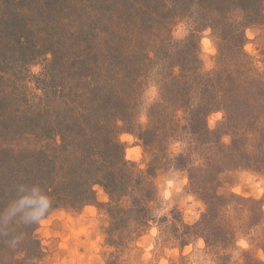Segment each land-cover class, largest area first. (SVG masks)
I'll use <instances>...</instances> for the list:
<instances>
[{
  "label": "rangeland",
  "instance_id": "374dc122",
  "mask_svg": "<svg viewBox=\"0 0 264 264\" xmlns=\"http://www.w3.org/2000/svg\"><path fill=\"white\" fill-rule=\"evenodd\" d=\"M65 1L71 2L57 0L55 5L60 7ZM169 3L168 11L174 5L171 1H131L120 17L117 27L122 25L116 30L115 39H120V31L126 37L120 47L124 50V72L131 75L119 73L115 66L117 60L106 55L107 50L92 49L91 42L72 39L67 33L71 25L60 28L63 15L71 17L72 12L54 10L50 22L38 24L36 28L32 25L35 31L30 34V41L27 38L25 42L27 50H22L20 43L14 44V36L0 45V206L16 195V185L22 181L40 183L52 194L53 200H59L60 193L76 198L80 186L75 188V183L82 182L81 176L95 175L90 168L99 165L98 160L105 155L99 153L102 145L87 131L99 120L102 108L114 109L113 114L107 112L108 118L124 114L126 119L120 122L121 126H130L129 131L124 129L119 134L125 147L124 156L135 173L145 179L135 191L128 189L127 196L121 198L117 197L127 189L112 197L105 187L95 184L94 201L88 204L77 203L69 197L60 203L54 201L46 222L39 226H18L0 220V230L7 233L0 235V264H160L162 259L168 264H192V258L198 254L210 256L214 264H239L246 261L244 250L264 261L260 255L264 251V213L261 212L264 211V165H260L255 153L239 155V143L231 144L233 137L228 132L230 125L224 123L223 110L208 116L209 128L219 130L218 136H213L212 131L205 138L220 137L230 149L237 146L235 155L221 165L212 166L203 159L204 171L197 167L191 171L194 153L186 150V143L194 134L183 128L189 85L184 79L186 68L201 64L202 71L208 70L217 76L229 61L220 58L221 40L211 28L199 27L200 38L196 43L191 42L190 46L186 42L198 25L182 14L184 6L179 11L183 16L161 21L160 14L167 12L164 9ZM17 8L28 14L37 12L28 11V4L24 3ZM237 10L234 21L244 15ZM171 13L165 15L173 16ZM36 23L30 20L27 24ZM223 27L222 24L220 28ZM224 30L229 32L231 28L227 26ZM245 33L244 50L253 57L264 79V18L245 26ZM196 48L199 51L193 58ZM180 73H185L183 78H179ZM49 82L60 85L57 102L48 103V95L56 92L49 91L52 84ZM106 96L111 104L118 105L104 106ZM75 111L81 115L77 116ZM163 125L171 129L162 128L159 138L152 137L150 146H145L137 136L149 127ZM254 127L256 124L251 128ZM113 129L110 128L112 132ZM85 130L91 138L87 140L88 145L83 138ZM125 134L131 139H122ZM246 142L252 149L250 145L256 146L257 140L246 135ZM83 148L89 149L85 155ZM127 149L132 151L128 153ZM209 153L213 154L212 150ZM218 153L224 160L226 149L220 147ZM180 154L188 156L189 169L179 167L176 157ZM84 160L83 168L89 170L77 171L75 161L79 164ZM35 163L39 168L34 170ZM36 170L43 172L36 173ZM192 176L203 182L204 191L194 185ZM236 188L239 191H233ZM165 193L169 194L167 199ZM209 194H219L225 200L207 216ZM189 195L195 200H188ZM138 197L146 201L145 211L135 213L132 202ZM165 203L173 207L165 215L156 217L155 210ZM198 203L204 211L198 220L186 223V210L198 211ZM221 226L235 231L228 242H223L226 240L220 236ZM14 237L19 239L13 247ZM241 242L248 246L244 247Z\"/></svg>",
  "mask_w": 264,
  "mask_h": 264
},
{
  "label": "trees",
  "instance_id": "16d2710c",
  "mask_svg": "<svg viewBox=\"0 0 264 264\" xmlns=\"http://www.w3.org/2000/svg\"><path fill=\"white\" fill-rule=\"evenodd\" d=\"M131 1L138 2V0H71L70 3L65 1L61 3L60 7H58L55 5L57 0H0V45L3 46L7 39L11 40L14 36V44L20 43L22 50H27L26 46L28 45L25 43L27 38L28 41H30V34L35 31L38 24L42 25L45 24L46 21L50 22L49 20L53 18L52 12H54V10H61L62 13L63 11H67V13L72 12V14L69 15H71L73 22L71 21L70 16L63 15L64 21L60 28L70 27L71 25L72 28L70 27L67 33L72 36V39L78 38L89 41V43H92L89 44L92 49L103 48L107 50L106 55L117 60L115 66H118L119 73L120 71L124 72V64L122 60L124 50H121L122 48L120 45H124L126 37L122 36L121 31L119 32L120 39H115V35L116 30L122 25L120 24L117 27L121 22L120 17H123L124 11L128 8ZM162 1L159 0L161 3ZM169 1L174 3L173 8L169 11L166 10L168 7H171V3L166 7L164 6V11L167 12L163 14L159 13L160 16H162L161 21L166 22L169 21L168 19H176L178 15H180L179 11L181 7L184 6L185 10L183 9L184 11L182 14H187L188 17L192 18L196 25H198L191 30L186 42H190V46L191 42L196 43V40L200 38V34L198 33L199 27L211 28L216 33V37L221 40L219 43L220 58H226L229 61L226 63L227 66L224 70L217 76L212 75L208 70V72L202 71L201 69L203 68L201 64L199 65L195 63L196 65L194 64L190 67L191 69H189V66L186 68L187 77H184V79L189 82V85H187L186 88V92H188L186 94L188 99L186 104L187 116H185L186 123L183 128L188 129L191 134H194L193 138L186 143V150L194 153L191 171L196 167L199 170L204 171L203 159H206V161L212 166L216 164L221 165L225 160H228L231 157L233 158L237 146L241 149L239 155L246 156L255 153L260 159V161L258 160L260 165L263 166L264 79L259 74L260 68L257 67L254 61H252L253 57L244 50V45L247 41L245 26L258 22L259 19L264 18V0H165V2ZM21 3H24V5L28 4V11L36 10L37 12L28 14V12L22 11V9L20 11L17 6H20ZM237 8L242 11L244 15L240 20L238 19L239 21H234L233 19L237 20L235 14L238 12ZM170 11L173 12L171 13L173 16L165 15ZM255 18L259 19L257 20ZM30 20H34L37 23L30 25L27 24ZM222 24L224 26L223 29L220 28ZM32 25H34L35 28H33ZM227 26H229L231 30L229 32H224V28ZM46 29L48 30L50 28L46 27ZM55 30H57L56 27ZM130 36L134 37V35ZM226 44L228 45L225 47ZM130 46L126 49L127 51ZM114 48L116 49L114 50ZM197 49L198 48L193 50V58L196 57ZM231 55L234 59L228 57ZM157 58L160 59L159 56H157ZM125 72H127L128 75L132 74L126 70ZM87 73L90 75V72ZM82 75H84V73ZM93 75H95V72H93ZM183 75H185V73H180L179 78H183ZM61 85L65 87L63 84ZM183 86L184 84H181V87ZM48 89L49 91L56 90L53 94L54 96L52 94L51 96L48 95V101H50L48 103H51V101H59L60 98L57 96V93L61 91L60 85L52 83ZM131 100L132 98H130V103ZM125 101L127 102L126 98ZM102 104H104V106L118 105L111 104L108 96L104 98ZM122 109H125V106ZM216 110H223L225 112L224 123H228L230 128L233 129V131H230V128H228V132H230L233 137L231 144L239 143V145L233 147V149L229 148L230 145L221 142L220 137L212 140L205 138V135L211 136L213 132V136H218L217 134L219 133V130H212L208 125L209 114ZM102 111L103 112L98 117L99 120H95V122L92 123L93 128L87 131L92 133V139L94 137V139L97 140L96 142L102 145V150L99 153L105 154V159L98 160L99 165L90 168L95 175H90L88 177L84 176L85 178L81 176L79 179L82 182L79 181L78 183H75V188H78V185L80 186L79 190L75 193L76 198H71L72 195L70 196L69 194L60 193L57 197L59 200H54L56 203H60L59 201H62L64 197H69V199H75L77 203L88 204L91 201H94L95 193L93 187L95 184H100L105 187L112 197L127 189L126 192L120 193L117 197L121 198L127 196L128 189H131L133 192L145 182L144 177L141 174L135 173L134 168L124 156L125 147L119 138V134L122 133L124 129L126 131H129L130 129V126H127L128 128H122L121 126L120 122L125 121L126 119L124 118V114H116L115 117L108 118L107 112H112L113 114L114 109L109 110L102 108ZM75 112H78L77 116L81 115L79 111ZM259 122L260 124H258ZM254 124H256V127L251 128ZM166 126L163 125L160 128L153 129L149 127L148 129L139 132L137 136L143 141L145 146H150L152 137L159 138V135L161 134L160 130ZM110 128H114L113 130L115 131L112 132ZM169 128L170 126H167L165 130L169 131L171 129ZM87 131L83 134V138L86 141L88 139L91 140ZM245 134L254 136L257 140L256 146L250 145L252 149L248 148ZM86 145H88V141L86 142ZM220 147L226 149L224 160L223 156L218 153ZM209 150H212L213 154H210ZM83 151L85 155L89 152V149L83 148ZM106 153L108 154L107 156ZM101 157H103V155ZM38 158L40 159V157ZM176 160L179 162V167H188L186 164L188 156L186 154L178 155ZM76 161L74 166L77 168V171L81 172L85 169L89 170V168H83L86 160L79 164ZM38 165V163H35L34 170L39 168ZM41 172L43 171L40 170V172H38L36 170V173ZM36 175L40 177L42 174ZM84 179H86V181H84ZM191 180L200 191H204L205 185L203 182L200 180L196 181L194 176H192ZM123 188L125 189L123 190ZM13 189L14 188H11V190ZM0 192H2V190H0ZM219 197V194H216L215 196L212 194V196L210 195L206 199L208 205H210V210L208 211L207 216H210L211 212L218 206L220 207L222 201L225 200L224 198ZM232 197L243 199L237 195H232ZM145 202L146 201L140 197L132 202L135 213L138 211H145ZM139 207L142 210H140ZM261 212L264 213L263 210H261ZM220 228V236L222 239L226 240L223 242H228V240L232 238V235L235 234L233 229L231 231L223 226ZM34 242L38 243L37 240ZM243 256H245L246 261L239 264H264V261L260 258L253 257L249 250H244Z\"/></svg>",
  "mask_w": 264,
  "mask_h": 264
},
{
  "label": "clouds",
  "instance_id": "9594fccd",
  "mask_svg": "<svg viewBox=\"0 0 264 264\" xmlns=\"http://www.w3.org/2000/svg\"><path fill=\"white\" fill-rule=\"evenodd\" d=\"M205 44L208 43L207 40L204 41ZM211 50V49H210ZM51 59V53H48ZM122 139H131L130 135L125 134ZM139 149H137L138 151ZM132 150L127 149L126 152L130 153ZM186 182V181H185ZM171 185V181H169ZM233 191H239L238 188L233 189ZM16 195L7 201L3 206H0V220L8 224H16L18 226H39L46 222L47 217L53 209V196L43 188L40 183L33 182L28 184L26 182H20L15 188ZM168 193H165V199L168 198ZM188 200H195L193 195L188 196ZM173 207L171 203H165L160 208L156 209L154 215L160 217L169 212ZM199 210L195 208H189L186 210L184 220L186 223H192L198 220L201 213L204 211L202 204H197ZM153 235L156 234V229H152ZM7 233L0 230V235H6ZM16 239L19 237H14L12 240V246H15ZM203 241L201 240V244ZM244 247H247V243L241 242ZM186 252L188 249L185 250ZM238 255V254H237ZM264 257V251L260 253ZM236 259V255L233 256ZM160 264H168L166 260H161ZM192 264H214L213 259L205 254H198L196 257L192 258Z\"/></svg>",
  "mask_w": 264,
  "mask_h": 264
}]
</instances>
